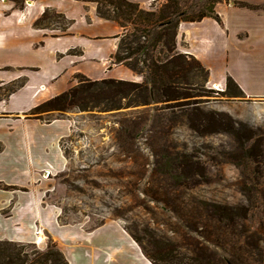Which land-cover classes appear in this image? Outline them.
I'll use <instances>...</instances> for the list:
<instances>
[{
  "label": "rangeland",
  "instance_id": "rangeland-1",
  "mask_svg": "<svg viewBox=\"0 0 264 264\" xmlns=\"http://www.w3.org/2000/svg\"><path fill=\"white\" fill-rule=\"evenodd\" d=\"M28 3L31 0H0L6 14L23 11ZM84 3L97 8L95 2ZM65 23L60 19L47 23V33L61 34ZM25 59L0 56V63ZM39 60L43 70L52 69L48 54ZM23 70L0 68V102H9L23 88L29 74ZM81 80L73 78L69 88ZM143 81L144 77L139 83ZM250 82L254 90L253 84L264 85V78L254 77ZM197 88L189 97L151 105L128 106L132 96L122 109L110 108L99 96L87 110L42 108L35 112L33 108L0 114L1 118L37 120L44 126L65 124L67 135L60 141L63 167L51 170L50 175L45 167H38L42 170L38 177L44 182L45 203L60 213L59 224L83 226L90 233L84 238L87 256L95 248L103 259H87L88 264H149L145 259L151 264H264L254 248L264 245V114L258 105L256 110L245 105L246 111L233 105L241 119L232 118L219 109L239 99L222 97L218 92L223 88L202 78L197 79ZM43 98L36 107L53 97ZM15 105L0 104V110ZM245 117L249 119L243 122ZM230 119L252 127L256 143L239 127L240 139L229 132ZM39 130L45 129L33 123L0 125V143L5 147L0 155V182L19 180L24 171L32 170L2 163L25 144L21 135ZM31 189L29 185L0 184V190L17 194ZM8 196L0 192V198ZM217 206L230 208L234 221H219ZM105 225L123 231L124 240L140 256L124 245L118 260L105 259L101 248L112 243L109 228L98 229ZM48 238L47 246L58 247ZM18 244L26 245L24 252L31 259L35 250L47 249L44 243L38 247L33 241ZM86 252L78 250L74 255L86 261Z\"/></svg>",
  "mask_w": 264,
  "mask_h": 264
},
{
  "label": "crops",
  "instance_id": "crops-1",
  "mask_svg": "<svg viewBox=\"0 0 264 264\" xmlns=\"http://www.w3.org/2000/svg\"><path fill=\"white\" fill-rule=\"evenodd\" d=\"M129 1L138 3L144 10L158 12L167 0ZM234 1L251 5L264 4V0H230L229 3H219L216 12L221 18V23L213 18H205L196 23L181 22L176 43L177 52L192 55L209 71L207 83L219 86L223 91L228 77L237 82L246 96L245 100L227 102V108H220L219 111L227 113L232 118L241 119L233 105L239 110L242 107L245 110L247 107L245 105L252 106L253 110L259 106L260 113L264 114L263 83L258 85L252 83L255 89H250V81L254 77L264 78V10L238 7L233 5ZM46 9L63 14L70 21L65 34H50L47 33V29L34 27L35 21ZM124 32L119 23L101 18L95 6H87L81 0H31L23 11L12 10L9 14L0 6V56L27 57L20 62L0 63V68L18 67L29 72L23 88L11 95L9 102H0L1 105L16 103L15 107L6 108V111L0 110V114L24 113L35 108L44 99L43 96L54 97L66 91L76 75H83L91 80L117 79L141 82L142 76L123 64L114 63L113 57ZM45 53L52 60V69L43 70L39 58H43ZM31 56L37 58L28 59ZM258 56L260 59L257 62L254 58ZM237 68L242 73L237 71ZM248 110L250 108H247ZM248 119L245 117L242 121L246 122ZM26 123L39 125L45 130L29 131L21 135L22 140L25 139V144H21L17 152L12 153L8 161L5 160L2 164L4 167L9 165L26 170L30 167L32 170L28 173L24 171L26 173H23L19 180L0 184L29 185L33 186V189L23 194L0 190L9 194L8 197L0 198V240L32 243L35 229L40 227L45 235L44 248L47 247L50 235L63 252L68 264H88L87 259L91 262L103 259L99 256L100 251L95 248H92L90 257L87 256L88 245L84 238L90 233H87L83 226L60 225L58 209L47 205L43 199L44 193L41 192L44 182L38 174L42 170L37 168L45 167L50 175L51 170L63 167L65 159L60 141L67 135L65 124L53 122L44 126L37 120L0 117V125ZM4 152L5 147L1 145L0 155ZM101 228H109L112 237L110 246L101 248L106 252L105 259L118 260L124 245L134 249L137 256H140L138 250L124 240L123 231L117 226L105 225L98 229ZM118 237L121 241H118ZM78 250L86 252V261L83 258L76 259L74 254ZM145 260L151 264L149 260Z\"/></svg>",
  "mask_w": 264,
  "mask_h": 264
},
{
  "label": "trees",
  "instance_id": "trees-1",
  "mask_svg": "<svg viewBox=\"0 0 264 264\" xmlns=\"http://www.w3.org/2000/svg\"><path fill=\"white\" fill-rule=\"evenodd\" d=\"M82 1L95 2L101 18L116 21L123 27L125 32L113 57L114 63L125 65L143 76L144 81L137 83L117 79L91 80L79 75L76 78L82 80L77 86L51 98L33 111L37 112L42 108L64 111L75 107L87 110L99 96H103L106 104H110L112 109H122L123 102L132 96L135 98L128 106L151 105L155 102H169L189 97L190 91L199 90L198 78H202L205 83L208 82L209 71L200 61L192 55L177 52L179 25L181 22H200L205 18H213L221 23L216 6L223 2L229 3L230 0H167L158 12L144 10L138 3L129 0ZM232 3L238 7L264 10V4L251 5L240 1ZM50 12H53V15H50ZM57 19L66 22L61 28V33L65 34L70 21L63 14L50 9H46L35 21L34 27L50 29L47 23ZM218 94L227 99L246 98L232 77L227 78L225 90ZM230 124L229 132L238 139L241 134L237 127L251 134L248 140L256 143L258 138L252 127L232 119ZM253 160L258 165V158L254 156ZM215 213L219 221H234L232 217L234 212L230 208L217 206ZM25 247L24 244L0 240V264H68L56 245H48L45 251L35 250L32 259L24 252ZM254 248L259 252L263 263V248L260 249L256 245Z\"/></svg>",
  "mask_w": 264,
  "mask_h": 264
},
{
  "label": "built area",
  "instance_id": "built-area-1",
  "mask_svg": "<svg viewBox=\"0 0 264 264\" xmlns=\"http://www.w3.org/2000/svg\"><path fill=\"white\" fill-rule=\"evenodd\" d=\"M44 239H45V235H44V231L42 228L40 227H37L35 229V232H34V240H33V243L36 245V246H41L43 243H44Z\"/></svg>",
  "mask_w": 264,
  "mask_h": 264
}]
</instances>
